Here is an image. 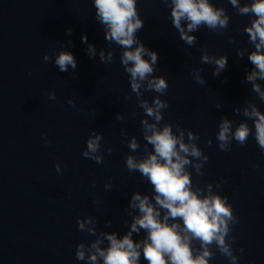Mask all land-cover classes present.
<instances>
[{"label": "water", "instance_id": "water-1", "mask_svg": "<svg viewBox=\"0 0 264 264\" xmlns=\"http://www.w3.org/2000/svg\"><path fill=\"white\" fill-rule=\"evenodd\" d=\"M212 2L226 8L228 28L212 32L202 27L191 33L197 37L195 46L180 40L162 0H138L144 27L137 36L158 53L155 75H163L169 84L161 97L169 102L162 123H172L174 130L179 123L198 134L197 144L209 156L202 176L189 169L193 183L203 187L227 179L214 190L228 197L239 217L232 233L238 264H264V151L251 136L246 146L233 141L227 152L219 150L216 140L221 116L231 119L234 127L245 119L233 111L235 106L252 100L264 111V102L245 83L252 68L248 52L254 50L244 31L250 17L239 15L228 0ZM83 34L98 51L112 50V63H101L98 55L90 59ZM62 47L75 56V73L71 68L61 72L54 56L52 61L43 60L45 53L58 54ZM238 48L247 49L243 58L236 55ZM205 49L210 55L228 57L219 76L213 77V65L201 63ZM121 51L105 40L92 0H0V264H87L76 259V245L95 237L78 230L77 218L92 216L98 232L123 234L128 230L124 221L131 220L125 210L132 194L151 195L152 186L125 165L126 155L140 158L143 152H131L121 128L142 146L145 141L143 110L120 63ZM198 68L203 69L204 85L193 79L192 70ZM53 91L56 99L50 100ZM129 95L131 99H125ZM156 95L145 92L143 98L151 102ZM69 99L76 107L68 104ZM216 104L223 107L217 109ZM118 113L124 115L123 121L115 119ZM248 123L254 127L251 120ZM93 131L103 136L99 153L105 156L103 164L82 156ZM109 181L110 191L104 187ZM106 220L112 221L110 227H105ZM212 250L216 252L214 246ZM141 264H147L143 257ZM210 264L229 262L216 252Z\"/></svg>", "mask_w": 264, "mask_h": 264}, {"label": "clouds", "instance_id": "clouds-1", "mask_svg": "<svg viewBox=\"0 0 264 264\" xmlns=\"http://www.w3.org/2000/svg\"><path fill=\"white\" fill-rule=\"evenodd\" d=\"M170 9L173 27L179 38L189 47L197 44V37L191 33L202 27L212 32H222L228 28L230 16L225 7H217L212 0H162ZM241 16L250 17V23L244 31L254 50L248 52V61L252 68L248 70L245 83L251 85V91L264 102V0H228ZM95 9V20L102 26L105 40L121 48L120 63L128 74L131 92L135 94L137 106L143 110L140 120L143 146L135 135L130 138L121 128V135L127 141L131 152L141 150L143 155H126L125 165L129 172H139L141 177L152 186L151 195L135 191L126 208L125 220L128 230L119 234L115 231H97V220L92 216L77 218V227L81 232L95 237L90 243L76 245L77 260L87 264H141V257L147 264H210L218 252L227 258L229 264H238L239 257L234 254L232 235L234 226L239 223L233 206L226 195L214 190L227 183L225 177L213 185L207 183L203 187L194 184L192 171L203 175L202 169L209 161V156L198 146L199 135L184 129L179 123H162L164 111L169 102L161 97L167 92L169 84L163 75H155L159 70L158 53L149 49L139 39L137 33L144 27L137 4L138 0H92ZM71 35L72 29L66 30ZM87 45L86 52L90 59L97 55L101 63H112L114 52L105 49L97 50L88 42L87 34L81 37ZM235 43L234 39L232 40ZM71 44V41L68 42ZM247 49H237L236 55L243 58ZM61 72L69 68L75 73L77 61L73 53L63 47L58 54L45 53L43 60L52 61ZM202 64L214 66L213 77L219 76L228 65V57L210 55L205 49L200 57ZM202 68L193 69L194 81L205 84L201 75ZM155 92L152 101L144 99L145 92ZM49 99L55 100L56 93L50 92ZM125 99H131L129 95ZM68 104L76 107L75 101L69 99ZM215 107L220 109L221 104ZM233 111L245 117L240 123L233 125L227 116H221L216 133L218 148L222 152L230 151L233 141L239 146H246L249 137H253L257 146L264 151V111L252 100H246L244 106L237 105ZM135 118L137 113L133 112ZM117 121H123L124 115L118 113ZM253 122L250 127L248 121ZM47 144L46 135L42 137ZM101 133L93 131L86 141V149L82 156L97 164H103L105 156L102 151ZM149 145L151 150H149ZM209 147L212 140L207 141ZM110 155L111 147L106 149ZM258 167V165H257ZM57 173L61 165H55ZM191 169L192 171H190ZM95 187V184H93ZM111 190L109 181L104 185ZM105 227H110L111 220H106ZM144 232L139 240L133 238ZM107 242V243H106ZM213 246L216 249L214 252ZM243 252V248L240 249Z\"/></svg>", "mask_w": 264, "mask_h": 264}]
</instances>
